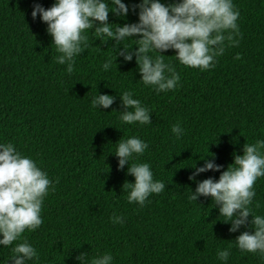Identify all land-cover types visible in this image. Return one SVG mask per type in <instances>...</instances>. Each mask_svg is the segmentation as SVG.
<instances>
[{"label": "trees", "instance_id": "trees-1", "mask_svg": "<svg viewBox=\"0 0 264 264\" xmlns=\"http://www.w3.org/2000/svg\"><path fill=\"white\" fill-rule=\"evenodd\" d=\"M53 2L0 0V141H11L52 181L41 225L21 234L38 253L27 264H80V253L86 260L109 253L111 264H220L216 250L229 246L226 264H264L256 253L235 247V237L245 228L229 232L210 197L187 198L195 188L188 165L199 166L205 154L207 159L214 154L221 169L199 173L196 179H216L233 153L242 154L243 144L264 140V0H233L239 10V35H233L238 43L226 41L213 67L201 71L184 66L175 59V50H165L164 61L180 77L179 86L166 92L138 80L134 57L127 62L116 57L103 70L104 60L115 55L112 41L101 43L91 29L84 33L87 47L67 73L66 65L55 61L59 53L46 23L39 13L35 19L30 14L34 3L47 8ZM108 20L131 23L137 16L130 10L121 19L109 12ZM97 90L115 97L108 108L91 107ZM124 90L150 109V124L119 120ZM177 121L184 129L178 139L171 133ZM129 136L148 145L129 162L149 163L154 179L165 182V189L150 194L143 207L127 201L122 185L134 177L126 173L127 164L117 169L111 152ZM253 187L250 208L264 214V177ZM114 214L124 222H110ZM13 245L0 246V264Z\"/></svg>", "mask_w": 264, "mask_h": 264}, {"label": "clouds", "instance_id": "clouds-1", "mask_svg": "<svg viewBox=\"0 0 264 264\" xmlns=\"http://www.w3.org/2000/svg\"><path fill=\"white\" fill-rule=\"evenodd\" d=\"M135 11V22H109L108 14L126 19L129 11ZM39 18L46 23V32L51 43L59 53L55 57L58 64L66 65L65 71H73L74 57L87 47L85 30H92L101 43L112 41L114 58L108 57L101 64L108 70L116 57L127 62L135 58L136 70L143 85L151 86L155 92H166L178 87L180 79L175 67L164 61L163 52L175 50V59L182 65L198 68L201 71L214 66L215 58L222 55L225 42L238 43L233 35H239V10L233 0H137L126 5L123 0H54L47 8L34 3L31 11L33 19ZM104 37L108 39L105 40ZM131 39L129 46L123 41ZM133 45L135 47L133 48ZM152 52L160 55H151ZM115 97L107 93H97L91 97L90 105L94 109L108 108ZM122 110L119 120L125 124H150V109L144 106L129 90L119 94ZM171 133L177 139L184 129L177 121L171 125ZM148 147L147 142L138 136H129L120 140L114 151L117 169L124 168L134 180L123 183L126 199L143 207L150 194H159L165 189V182L154 179L152 169L147 162L130 163V158L139 156ZM264 140L243 144L242 154L233 153L229 163L219 176L197 180L199 173L218 171L221 165L213 159L201 158L203 163L188 165L193 168L188 179L195 182L190 190L189 200L198 197H210L218 216L229 223V232L244 231L235 237V247L242 253H256L264 259V214H253L250 205L255 196L254 182L264 177ZM52 181L48 174L37 166L29 155L23 154L11 141H0V246L11 247V255L4 264H27L38 259L36 249L21 234L25 229H37L42 223L41 211L44 197L51 190ZM257 207L259 205H256ZM250 217V218H249ZM110 222L122 224L119 215L109 217ZM252 231H248V228ZM230 247L217 248L216 259L226 264L230 256ZM80 264H111L113 257L109 253L98 255L90 260L85 253L77 255Z\"/></svg>", "mask_w": 264, "mask_h": 264}]
</instances>
